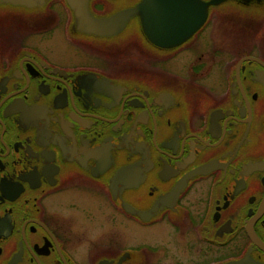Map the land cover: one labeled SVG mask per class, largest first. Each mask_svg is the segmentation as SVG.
<instances>
[{"label": "flooded vegetation", "instance_id": "flooded-vegetation-1", "mask_svg": "<svg viewBox=\"0 0 264 264\" xmlns=\"http://www.w3.org/2000/svg\"><path fill=\"white\" fill-rule=\"evenodd\" d=\"M161 1L0 0V264H264V0Z\"/></svg>", "mask_w": 264, "mask_h": 264}, {"label": "water", "instance_id": "water-1", "mask_svg": "<svg viewBox=\"0 0 264 264\" xmlns=\"http://www.w3.org/2000/svg\"><path fill=\"white\" fill-rule=\"evenodd\" d=\"M161 2L163 3V6H171L172 5L171 1H169V0H164ZM161 16L164 17L165 20H167L168 18L171 19L173 17V11L163 12L160 14V17Z\"/></svg>", "mask_w": 264, "mask_h": 264}]
</instances>
